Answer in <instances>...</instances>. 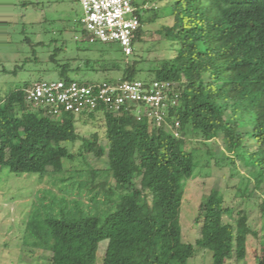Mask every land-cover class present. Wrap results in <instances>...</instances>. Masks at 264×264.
I'll list each match as a JSON object with an SVG mask.
<instances>
[{"label":"trees","instance_id":"obj_1","mask_svg":"<svg viewBox=\"0 0 264 264\" xmlns=\"http://www.w3.org/2000/svg\"><path fill=\"white\" fill-rule=\"evenodd\" d=\"M153 1L164 5L147 11L146 0H131L142 25L135 43L143 39L144 25L171 19L173 23H163L158 33L173 57L147 70L137 51L128 57L121 52V59L103 64L87 59L85 65L91 71L123 74L108 83L133 81L146 71L152 81L176 84L179 101L168 105L166 116L168 123H180V138L165 125L139 121L134 112H94L86 117L103 123L106 144H99L98 133L85 139L79 154L84 166L77 168L66 146L83 139L74 115L59 120L33 112L26 101L31 82L10 89L0 103V172L7 168L16 175L50 178L62 193L44 190L26 223L25 239L33 250L48 252L50 264H96L104 240L108 244L103 264H189L197 248L214 250L215 245L201 237L197 247L183 240L185 182L198 167L196 147L185 138L189 132L200 134L204 142L222 137L231 162L251 167L254 183L249 194L264 192V0ZM74 31L80 32L78 20ZM64 50L55 48L49 59L60 80H74L70 75L81 69L74 68L71 59H58ZM87 154L105 158L108 168L89 169ZM70 186H75L72 194L77 192L78 198H68L72 194L65 188ZM85 191L91 194L92 206L81 200ZM260 208L264 214V201ZM225 216L232 218V209L214 189L200 205L196 224L201 234L230 229L235 259L244 260L248 237L259 234L250 227L246 212L240 211L233 223H224ZM258 264H264V257Z\"/></svg>","mask_w":264,"mask_h":264},{"label":"rangeland","instance_id":"obj_2","mask_svg":"<svg viewBox=\"0 0 264 264\" xmlns=\"http://www.w3.org/2000/svg\"><path fill=\"white\" fill-rule=\"evenodd\" d=\"M146 1L144 9L147 11L164 5L153 0ZM82 16L80 0H0V103L10 89L23 86L27 82L33 84L38 81L60 80L58 69L49 56L55 48L63 46L65 50L58 59H71L72 66H80L81 69L79 73L70 75L74 80L103 83L117 82L121 78L123 74L119 72L91 71L86 67L87 59L101 61L100 64H103L110 59H121L122 53L115 44H90L80 32H75V24ZM163 23L171 25L173 22L171 19H158L144 25L143 39L134 44V51L142 59L141 66L145 70L161 59L174 56L169 44L158 33ZM33 50L36 51L35 56ZM16 67L21 69L18 68L13 73ZM95 67L100 68L99 65ZM152 79L148 72L141 71L135 80L147 82ZM76 128L83 137L82 141L66 146L75 156L74 165L82 168L84 164L79 156L82 143L85 139H90L93 133H98L99 144L105 146L106 129L102 122L86 116L76 117ZM185 138L196 147L194 153L198 167L192 178L185 182L181 210L183 240L197 247L196 242L201 237L208 245H215L214 250L197 248L196 256L189 264H258L264 257V214L260 208L264 201V192L256 190L249 194L248 189L254 183L249 175L251 167L240 160L231 162L222 137L204 142L200 134L189 132ZM86 163L89 169L108 168L105 158H96L92 154L86 155ZM112 184L118 189L115 181ZM46 189H51L55 195H62L59 188L53 186L50 178L42 181L36 174L16 175L7 168L1 170L0 264H50V254L42 249L33 250L28 238L25 239L29 213L37 196H43ZM74 189L75 186L65 188L71 194ZM214 189L222 192L225 207L232 209L233 217L237 218L240 211L246 212L250 227L259 234L258 238L252 235L248 237L244 260L235 259V245L232 243L230 229L201 234L196 224L200 205ZM75 194L68 198H78ZM90 198L89 191H85L81 200L92 206ZM102 198L99 195V199ZM99 209L104 210L103 207ZM233 217L225 216L224 223H233ZM107 244V240L99 244L96 264H103Z\"/></svg>","mask_w":264,"mask_h":264},{"label":"built area","instance_id":"obj_3","mask_svg":"<svg viewBox=\"0 0 264 264\" xmlns=\"http://www.w3.org/2000/svg\"><path fill=\"white\" fill-rule=\"evenodd\" d=\"M80 2L81 36L90 44H115L124 56L132 55L142 25L131 0ZM176 86L170 82L139 80L89 84L77 80L38 81L27 90L26 101L33 112L59 120L66 114L80 117L94 112L109 111L116 115L134 112L139 121H154L158 127L165 125L174 137L180 138V123L170 124L166 116L168 105L178 104Z\"/></svg>","mask_w":264,"mask_h":264}]
</instances>
